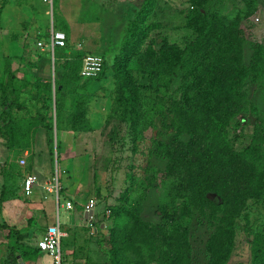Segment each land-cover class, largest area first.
I'll list each match as a JSON object with an SVG mask.
<instances>
[{
  "label": "trees",
  "instance_id": "obj_1",
  "mask_svg": "<svg viewBox=\"0 0 264 264\" xmlns=\"http://www.w3.org/2000/svg\"><path fill=\"white\" fill-rule=\"evenodd\" d=\"M236 1L235 9L224 11L212 0H191L181 37L157 45L150 38L157 24L149 17L158 0H145L113 60L102 55L104 68L96 77L81 74L87 54L72 47L67 25V44L55 50V76L48 52L29 60L33 72L23 79L19 68L5 66L0 137L9 146L23 142L16 134L22 124L30 132L42 126L54 156L56 131L94 129L91 111L99 91L112 100L107 119L117 120L113 144L121 125L128 126L133 152L149 141L143 172L130 168L128 185L104 213L112 222L106 227L100 221L93 231L105 264H195L200 228L204 264H264V43L248 41L242 27L260 0ZM54 12L56 17V5ZM106 79L111 89L101 84ZM15 109L28 117L16 120ZM247 117L253 133L238 148L232 129ZM57 156L61 173L59 138ZM147 204L156 206L157 221L147 218ZM243 220L251 258L232 262ZM11 232L18 241L24 236ZM12 248L18 264L20 247Z\"/></svg>",
  "mask_w": 264,
  "mask_h": 264
},
{
  "label": "rangeland",
  "instance_id": "obj_2",
  "mask_svg": "<svg viewBox=\"0 0 264 264\" xmlns=\"http://www.w3.org/2000/svg\"><path fill=\"white\" fill-rule=\"evenodd\" d=\"M25 1L29 3V13L31 16L37 17V14L42 16L44 25L42 28L45 27L42 29V34L48 33L47 29L50 27V19L46 15L44 17L42 15L43 0ZM144 1L73 0L72 2L71 0H55V27L63 30L62 26L70 23L68 30L70 32L69 42L72 47L75 49H84L86 54L96 53L107 55V58L112 61L114 50L119 49L121 46L122 37L126 32L125 29L141 9ZM212 1L224 11L233 10L237 7L236 4L238 5V1L236 0ZM12 2H18V0H12ZM190 2L191 0H158L154 12L149 17L150 23L157 24L150 32V38L155 39L157 45L165 37L172 39H179L181 37L183 29L180 25L185 20V11L188 9ZM87 23L88 25H86ZM19 24L21 26V23ZM35 24L37 25L38 23ZM33 26L35 27L34 24ZM242 27L248 41L264 43V0L259 1V8L250 19L243 20ZM78 41L81 42V45L77 48L76 44L79 43ZM101 82H95V88L100 87L101 84L106 85L108 87L107 89L113 87V82H110L109 79ZM109 91L107 90V93ZM111 111L112 100L105 94L101 95V91H99L98 97L94 101V105H92L91 117L95 128L101 131V133H92V137H87V144L90 143L89 146L86 149L84 148L82 153L76 154V158H74L75 155L66 152L65 158H71V160L67 161L68 159H66L65 161L70 169L67 172L65 171L66 173L64 174L63 172H59L61 178L65 175L66 179H71L70 181L72 182L78 180L83 184L85 192L82 193V197L88 198V202L91 200H95L96 202L98 199L100 200L95 207L94 223L91 226L88 223L87 225L82 224L79 230L73 227L75 222L80 224L82 221L83 208L80 205H77L73 209H66L63 206L57 209L55 204L53 212L50 213V220L52 222L58 221L59 224L61 221L62 230L67 232L62 238L64 255L73 254L77 251L75 247H70L73 245V242H76L77 245H75L79 251L78 260L81 264H105V256L96 243L97 235L94 236L93 231L100 221H103L102 225L104 224L106 227L112 222L113 217L106 216L104 213H110L108 212L110 207L118 202L120 195L128 185L126 178L127 173L130 172V168L132 167L131 171L140 175L143 172L144 164H146V156L142 151H147L149 141H142L140 143V150L133 152L132 148L134 143L131 139V134H128V126L121 125L117 128L118 130L116 129L119 134H117L118 137L115 144L110 140L109 136L114 129L115 121H117L116 118L107 119ZM240 121V127L232 129V139L238 148L247 144L253 133V120L250 117L242 118ZM20 154L21 150H14L10 154L11 156L8 162V166H11L13 170H17V173H14L13 176V183L19 181L24 170H26L24 166H20L17 162ZM80 154H83V156L79 157ZM62 163L61 167L63 168ZM97 175L98 177H96ZM3 178L4 176L0 175V187L4 181ZM52 179L55 183L54 178ZM99 188L101 194L98 193ZM63 202L65 200L61 197V203ZM47 206L49 207V203H47ZM155 210V205L147 204L145 214L148 219L153 221L159 219ZM255 214L253 213V216ZM245 225H247L246 221L243 220L240 223L236 251L233 255L232 262L242 261L248 263L250 261V242ZM22 230L24 232L26 229ZM103 230L106 231V228ZM202 231L203 229L201 228L197 231L198 239L196 247L198 256L195 264H204L202 248L205 234ZM10 242L14 244L17 240L13 236Z\"/></svg>",
  "mask_w": 264,
  "mask_h": 264
},
{
  "label": "crops",
  "instance_id": "obj_3",
  "mask_svg": "<svg viewBox=\"0 0 264 264\" xmlns=\"http://www.w3.org/2000/svg\"><path fill=\"white\" fill-rule=\"evenodd\" d=\"M71 1L73 2V0ZM43 2L44 6L42 10L44 14L42 13V15L43 17L46 15L50 19V27L47 29L50 37V31L56 25L54 14L55 1L53 15L50 13L49 4L45 0ZM29 9V3L25 0H18V2L0 0V114L4 110L1 82L6 64L10 62L14 70L19 68L20 70L17 71L18 78L23 79L27 71L33 72V70H29V60L32 59L35 62L41 54L48 52L51 53L52 72L55 76V50L57 47L54 50L51 49L48 41L49 38L46 39L41 36L42 29L45 28H42L44 26L43 18L39 14H37V17L31 16ZM19 23H21V26ZM35 23L38 24L36 25ZM69 24H66L68 28L70 27ZM41 40L46 43L44 48L39 45V41ZM80 43L76 44L77 48L81 45ZM38 69L40 74H45L43 71L46 69V66ZM14 114L16 120L28 117L21 109H15ZM98 132L101 133L95 126L93 130L82 133H75L73 130L56 131L54 156L51 147L48 145L46 131L42 126L30 132L26 125L22 124V129L16 131V134L24 140L22 143L18 142L15 146H9L0 137V175L4 176L3 184L0 187V264H13L10 257L13 246L20 247L21 253L18 254V264L20 260L24 264H53L52 257L39 248L38 241L50 227L59 224L58 221L52 222L50 220V213L53 212L55 204L57 209L61 206L66 209H73L77 205H80L83 208L82 221L80 224L75 222L73 227L79 230L82 224L87 225L88 223L91 226L90 219L87 222L85 219L88 198L82 197V193L85 192L83 184L78 180L72 182L70 181L71 179H66L65 175L61 180L58 178L57 138L61 142V162H63L64 174L70 169L65 161L66 159H68L67 161L71 160V158H65L66 152L75 155L74 158H76V154L82 153L83 149L89 146L90 143L87 144L86 138L92 137V133ZM16 149L21 150L17 162L20 166H24L26 170H24L19 181L13 183V176L14 173H17V170H13L11 166H8V162L10 154ZM81 156L83 154H80L79 157ZM30 174H36L38 180L33 185L32 193L27 194L25 180ZM52 178L56 181L55 183L52 181ZM61 197L64 198L65 202L61 203ZM68 201L73 202V207L67 206ZM99 201L98 199L97 203ZM47 203H49V207ZM11 229H17L24 235L21 241H18L14 236L17 242L14 244L10 242V239L13 237ZM22 229L26 230L23 232ZM39 230L40 232H38ZM62 231L67 234L66 231ZM72 244L70 247H75L77 251L65 256L72 264H81L78 260L79 251L76 246L77 243L73 242Z\"/></svg>",
  "mask_w": 264,
  "mask_h": 264
},
{
  "label": "built area",
  "instance_id": "obj_4",
  "mask_svg": "<svg viewBox=\"0 0 264 264\" xmlns=\"http://www.w3.org/2000/svg\"><path fill=\"white\" fill-rule=\"evenodd\" d=\"M55 0H45L46 3L49 4L50 13L53 15V6ZM49 46L51 49H55L56 47H62L67 44V34L64 30L58 29L55 26L52 27L50 31L49 37ZM40 47L44 48L46 43L41 40L39 41ZM104 68V58L100 54L90 53L85 55L83 60V66L81 70V74L84 77H96L99 76ZM38 176L36 174H30L27 176L25 180V190L27 194H31L33 191V185L37 182ZM97 202L95 200H91L86 205V211H94ZM68 207H73V202H67ZM110 212V211H109ZM109 214V213H108ZM94 217L90 218V224L94 223ZM65 233L61 230L60 224L50 227L46 233L39 239L38 246L39 248L48 253L52 257L53 264H72L67 260L66 256L63 253L62 249V238Z\"/></svg>",
  "mask_w": 264,
  "mask_h": 264
},
{
  "label": "water",
  "instance_id": "obj_5",
  "mask_svg": "<svg viewBox=\"0 0 264 264\" xmlns=\"http://www.w3.org/2000/svg\"><path fill=\"white\" fill-rule=\"evenodd\" d=\"M94 214V211L91 210V211H85V219H86V222L88 221V219L91 218V216H93ZM104 226V224H103ZM19 264H24L22 260L19 261Z\"/></svg>",
  "mask_w": 264,
  "mask_h": 264
}]
</instances>
